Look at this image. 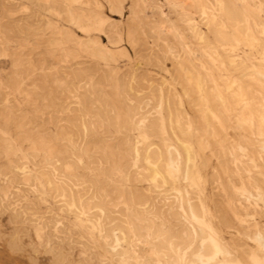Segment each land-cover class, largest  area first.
Returning <instances> with one entry per match:
<instances>
[{"label": "rangeland", "instance_id": "1", "mask_svg": "<svg viewBox=\"0 0 264 264\" xmlns=\"http://www.w3.org/2000/svg\"><path fill=\"white\" fill-rule=\"evenodd\" d=\"M212 3L0 0V264L264 260V8Z\"/></svg>", "mask_w": 264, "mask_h": 264}, {"label": "bare ground", "instance_id": "2", "mask_svg": "<svg viewBox=\"0 0 264 264\" xmlns=\"http://www.w3.org/2000/svg\"><path fill=\"white\" fill-rule=\"evenodd\" d=\"M75 2H79L80 0H74ZM106 1V0H105ZM114 1V0H113ZM239 1V0H238ZM244 1H246V2H248V6H243L242 4H239V3H237V1L236 0H213V3L212 4H209V6H207V7H202V8H200V15H201V19L203 18V20H204V18H206V15H207V13L208 14H210V16L212 15V16H214V17H219L218 19H219V21L220 22H222V24L223 23H225V25L227 24V25H230V24H233V22H237V21H242V22H244L245 23V25H246V27H247V29H249L250 27L249 26H247V25H249L250 24V10L247 8V7H249V8H253V9H255L256 11H258V13H261L262 11H263V8H264V0H244ZM143 2V1H142ZM145 2H148V0H145ZM72 3H73V0H72ZM96 3H98V2H96ZM111 3V2H110ZM113 3V2H112ZM111 3V4H112ZM141 2L139 1V4H140ZM82 5V4H81ZM83 5H85V3L83 4ZM94 5V4H93ZM136 5H137V3H136ZM146 5V4H145ZM87 6V5H86ZM95 6V5H94ZM206 6V5H205ZM96 7V6H95ZM142 7V6H141ZM149 7V6H148ZM147 7V8H148ZM86 8V7H85ZM84 8V9H85ZM100 8V7H99ZM137 8V7H136ZM112 9V8H111ZM140 9V8H139ZM77 10H79V9H77ZM81 10H83V9H81L80 8V11ZM86 10V9H85ZM88 10V9H87ZM98 10V9H97ZM136 10V9H135ZM74 11V10H73ZM72 11V12H73ZM96 11V10H95ZM134 11V10H133ZM208 11V12H207ZM84 12V11H83ZM86 12V11H85ZM189 12V11H188ZM197 12V11H196ZM82 13V12H81ZM81 13H79L80 15H81ZM140 13V12H139ZM77 14V13H76ZM85 14H87V13H85ZM96 14V13H95ZM133 14V13H132ZM118 15V14H117ZM194 15V14H193ZM74 16V15H73ZM97 16V15H96ZM101 16V15H100ZM102 16H104V15H102ZM90 17V16H89ZM189 17V16H188ZM187 17V18H188ZM73 18V17H72ZM80 17H78L77 19H79ZM102 18V17H101ZM107 18V17H106ZM185 18V17H184ZM76 19V20H77ZM83 19V17L80 19V23H81V20ZM87 19H88V17H87ZM209 19V18H208ZM74 20V19H73ZM75 20V21H76ZM97 20H99V19H97ZM182 20V19H181ZM184 20V19H183ZM182 20V21H183ZM187 19H185V21H186ZM194 20V19H193ZM192 20V21H193ZM109 21V20H108ZM198 21H199V19H198ZM201 21V20H200ZM205 21V20H204ZM209 21V20H208ZM231 21H232V23H231ZM76 22H78L79 23V21H76ZM84 22V21H83ZM88 22V21H87ZM131 22H133L132 20H131ZM187 22V21H186ZM190 22V21H189ZM229 22V23H228ZM253 22V21H252ZM79 23V24H80ZM93 23H94V21H93ZM100 23V25L102 26L103 25V21H99L98 22V24ZM234 23V24H235ZM79 24H77V27H78V25ZM208 24V23H207ZM207 24L205 25V26H207ZM209 24H211L210 22H209ZM237 24V23H236ZM241 24V23H240ZM253 23H251V25H252ZM89 25H90V23H89ZM99 25V26H100ZM132 25V24H131ZM141 25V24H140ZM186 25H188V24H186ZM226 25V26H227ZM80 26H82V25H80ZM86 26H88V25H86ZM104 26V25H103ZM190 26H192V25H190ZM211 26V25H210ZM224 26V25H223ZM90 27V26H89ZM88 27V28H89ZM95 27H96V25H95ZM132 27V26H131ZM143 27V26H142ZM227 27H229V26H227ZM87 28V29H88ZM113 28V27H112ZM112 28H111V30H112ZM118 28V27H117ZM149 28H150V26H149ZM217 28V27H216ZM219 28V27H218ZM234 28H236V27H234ZM243 28V27H242ZM81 29V28H80ZM136 29V28H135ZM145 29H146V27H145ZM145 29H143V30H145ZM171 29V28H170ZM180 29V28H179ZM213 29V28H212ZM223 29V28H222ZM256 29H257V26H256ZM91 30V29H90ZM95 30V29H94ZM138 30V29H137ZM157 30V29H156ZM155 30V31H156ZM178 30V29H177ZM199 30H200V28H199ZM233 30V29H232ZM79 31H81V30H79ZM114 31V30H113ZM115 31H116V29H115ZM138 31H140V30H138ZM146 31V30H145ZM148 31V30H147ZM146 31V32H147ZM153 31V30H152ZM179 31V30H178ZM191 31V30H190ZM234 31V30H233ZM232 31V32H233ZM242 32H243V30H241ZM247 31H249V30H247ZM253 31V30H252ZM255 31V30H254ZM86 32V31H85ZM165 32V31H164ZM171 32H172V30H171ZM176 32V31H175ZM201 32V31H200ZM240 32V31H239ZM241 32V33H242ZM264 32V31H263ZM87 33V32H86ZM150 33H153V32H150ZM184 33V32H183ZM215 33V32H214ZM213 33V34H214ZM234 33H236L235 31H234ZM119 34V33H118ZM128 34V33H127ZM146 34V33H145ZM154 34V33H153ZM181 34V33H180ZM227 35H228V33H226ZM243 34V33H242ZM120 35V34H119ZM148 35V34H147ZM173 35H175V34H173ZM177 35V34H176ZM200 35V34H199ZM220 35V34H219ZM190 36V35H189ZM218 36V35H217ZM216 36V38L218 39V37ZM222 36V35H221ZM228 36H230V35H228ZM258 36H260V34L258 35ZM105 37V36H104ZM175 37V36H174ZM184 37V36H183ZM188 37V36H187ZM245 37V36H244ZM137 38V37H136ZM143 38H145V36H143ZM149 38V37H148ZM176 38V37H175ZM200 38H202V34H201V37ZM246 38V37H245ZM180 39V38H179ZM178 39V40H179ZM191 39V38H190ZM254 39V38H253ZM192 40V39H191ZM209 40V39H208ZM139 41V40H138ZM144 41V40H143ZM157 41V40H156ZM200 41H202V40H200ZM199 41V42H200ZM253 41H255V40H253ZM136 42V41H135ZM160 42V41H159ZM178 42V41H177ZM217 42V41H216ZM219 42H221V41H219ZM226 42V41H225ZM234 42V41H233ZM74 43V42H73ZM138 43V42H137ZM196 43V42H195ZM223 42H221L220 44H222ZM236 43V42H235ZM264 43V42H263ZM180 44V43H179ZM178 44V45H179ZM165 45V44H164ZM171 45V44H170ZM79 46H81L80 44H79ZM87 46V45H86ZM88 47V46H87ZM102 47V46H101ZM173 47V46H172ZM185 47V46H184ZM183 47V48H184ZM86 48V47H85ZM104 48V47H103ZM208 48V47H207ZM211 48H213V47H211ZM245 48V47H244ZM173 49V48H172ZM197 49V48H196ZM222 49V48H221ZM225 49V48H224ZM168 50V49H167ZM170 50V49H169ZM177 50V49H176ZM185 50H186V47H185ZM184 50V51H185ZM217 50V49H216ZM219 50V49H218ZM70 51V50H69ZM190 51V50H189ZM188 50H187V53L189 52ZM197 51V50H196ZM202 51V50H201ZM212 51V50H211ZM215 51V50H214ZM213 51V52H214ZM95 52V51H94ZM102 52V51H101ZM83 53V52H82ZM192 53V52H191ZM84 54V53H83ZM177 54V53H176ZM175 54V55H176ZM200 54V53H199ZM234 54V53H233ZM249 54V53H248ZM69 55V54H68ZM96 55V54H95ZM98 55H99V53H98ZM100 55H101V53H100ZM100 55H99V57H100ZM169 55V54H168ZM174 55V56H175ZM182 55V54H181ZM180 55V56H181ZM186 55V54H185ZM184 55V56H185ZM193 55V54H192ZM203 55V54H202ZM204 55H205V53H204ZM214 55V54H213ZM264 55V54H263ZM97 56V55H96ZM179 56V57H180ZM187 56H189V55H187ZM191 56V55H190ZM195 56V55H194ZM78 57V56H77ZM107 57V56H106ZM176 57V56H175ZM200 57V56H199ZM2 58V57H1ZM203 58V57H202ZM103 59V58H102ZM171 59V58H170ZM204 59V58H203ZM206 59V58H205ZM66 60V59H65ZM180 60V59H179ZM185 60V59H184ZM209 60V59H208ZM208 60H206V62L208 61ZM212 62H214L213 60H211ZM263 61V60H262ZM36 62V61H35ZM182 62V61H181ZM180 62V63H181ZM177 63V62H176ZM182 63H184V62H182ZM208 63H210V62H208ZM216 63V62H215ZM214 63V64H215ZM263 63V62H262ZM261 63V64H262ZM213 64V65H214ZM217 64V63H216ZM254 64V63H253ZM257 64V63H256ZM185 65V64H184ZM195 65V64H194ZM212 65V64H211ZM219 65V64H218ZM258 65V64H257ZM263 65V64H262ZM221 65H219V67H220ZM247 66H249V65H247ZM252 66V65H251ZM260 66V65H259ZM185 67V66H184ZM207 67H209V66H207ZM199 68V67H198ZM200 68H201V66H200ZM185 69V68H184ZM188 69V68H187ZM204 69V68H203ZM215 69V68H214ZM244 68H242V70H243ZM256 69V68H255ZM255 69H253V70H255ZM261 69V68H260ZM190 71L192 70V69H189ZM201 70V69H200ZM217 70V69H216ZM215 70V71H216ZM264 70V69H263ZM205 71H208V69L207 70H205ZM205 71H203L204 73H205ZM240 71H241V69H240ZM193 72H194V70H193ZM210 72V71H209ZM74 73V72H73ZM207 73V72H206ZM248 74V73H247ZM247 74L245 75L246 77H247ZM193 75V74H192ZM250 75V74H249ZM256 75H258V74H256ZM149 76H150V74H149ZM184 76V75H183ZM232 76V75H231ZM254 76V75H253ZM148 77V76H147ZM185 77V76H184ZM205 76H203L202 78H204ZM210 77H212L211 75H210ZM256 77V76H255ZM131 78V77H130ZM139 78V77H138ZM142 78V77H141ZM152 78V77H151ZM209 77H207V79H208ZM225 78V77H224ZM234 78V77H233ZM250 78V77H249ZM80 79V78H79ZM135 79V78H134ZM150 79V78H149ZM213 79V78H212ZM227 79V78H226ZM235 79V78H234ZM244 79V78H243ZM130 80V79H129ZM153 80V79H152ZM158 80V79H157ZM164 80V79H163ZM184 80V79H183ZM228 80V79H227ZM226 80V81H227ZM249 80V79H248ZM261 80V79H260ZM135 81H136V79H135ZM146 81H148V80H146ZM154 81V80H153ZM152 81V82H153ZM207 81V80H206ZM225 81V80H224ZM235 81V80H234ZM239 81V80H238ZM242 81V80H241ZM244 81V80H243ZM249 81H253V80H249ZM258 81V80H257ZM256 81V82H257ZM138 82V81H137ZM149 82V81H148ZM160 82V81H159ZM158 81L156 82V83H159ZM166 82V81H165ZM164 82V83H165ZM168 82V81H167ZM184 82H186V81H184ZM202 82H203V79H202ZM204 82H205V80H204ZM208 82V81H207ZM215 82V81H214ZM220 82V81H219ZM223 82V81H222ZM245 82V81H244ZM264 82V81H263ZM68 83V82H67ZM135 83V82H134ZM188 83V82H187ZM211 83V82H210ZM209 83V84H210ZM228 83V82H227ZM236 83V82H235ZM238 83V82H237ZM258 83V82H257ZM171 84V83H170ZM204 84V83H203ZM214 84V83H213ZM232 84H233V82H232ZM240 84H242V83H240ZM168 85V84H167ZM236 85V84H235ZM153 86H155V85H153ZM173 85H171V87H172ZM202 86V85H201ZM215 86V85H214ZM125 87V86H124ZM169 87V86H168ZM225 87V86H224ZM226 87H228V86H226ZM230 87V86H229ZM228 87V88H229ZM235 87V86H234ZM263 87V86H262ZM135 88V87H134ZM161 88V87H160ZM173 88V87H172ZM205 88V87H204ZM203 88V89H204ZM219 88V87H218ZM222 88V87H221ZM232 88V87H231ZM247 88V87H246ZM264 88V87H263ZM133 89V88H132ZM152 89H154V88H152ZM156 89H158V87L156 88ZM155 89V90H156ZM162 89V88H161ZM166 89H167V87H166ZM173 89H175V88H173ZM172 89V90H173ZM212 89H213V87H212ZM223 89V88H222ZM226 89V88H225ZM233 89H235V88H233ZM240 89H242L241 88V86H240ZM135 90V89H134ZM134 90H132V91H134ZM150 90V89H149ZM209 90V89H208ZM213 90H215V89H213ZM212 90V91H213ZM129 91V90H128ZM160 91V90H159ZM165 91V90H164ZM229 91H232V90H229ZM139 92H140V90H139ZM155 92V91H154ZM162 92V91H161ZM170 92V91H169ZM210 92V91H209ZM225 92H227V91H225ZM233 92V91H232ZM238 92V91H237ZM245 92V91H244ZM254 92V91H253ZM147 93H149V92H147ZM164 93H166V91L164 92ZM173 92H171V94H172ZM203 93V92H202ZM215 93V92H214ZM138 94V93H137ZM144 94H146V93H144ZM143 94V95H144ZM155 95H156V92L154 93ZM159 94H161V93H159ZM201 94V93H200ZM78 95V94H77ZM142 95V96H143ZM152 95V94H151ZM154 95V96H155ZM162 95H163V93H162ZM174 95V94H173ZM216 95V94H215ZM214 95V96H215ZM229 95V94H228ZM231 95V94H230ZM229 95V96H230ZM235 95H237V94H235ZM241 95V94H240ZM118 96H119V94H118ZM136 96V95H135ZM147 96L148 97H150L148 94H147ZM147 96H145V97H147ZM157 96V95H156ZM169 96H170V94H169ZM190 96H191V94H190ZM220 96V95H219ZM242 96V95H241ZM249 96V95H248ZM132 97V96H131ZM138 97H140V96H138ZM137 97V98H138ZM166 97V96H165ZM176 97H177V95H176ZM186 96H184V98H185ZM198 97V96H197ZM207 97V96H206ZM5 98V97H4ZM127 98V97H126ZM129 98H130V96H129ZM136 98V99H137ZM163 98V97H162ZM162 98H161V102H159L160 103V105L158 106L159 108H158V111H157V115L159 116V117H161V114H162V110H163V108H162ZM200 98V97H199ZM235 98V97H234ZM233 98V99H234ZM245 98V97H244ZM262 97H260V99L259 100H262L261 99ZM11 99V98H10ZM139 99V98H138ZM143 99V98H142ZM174 100H175V98H173ZM186 99H189L188 97H186ZM197 99V98H196ZM200 99H202V98H200ZM216 99H218V98H216ZM215 99V100H216ZM236 99V98H235ZM240 99H241V97H240ZM141 100V99H140ZM165 100V99H164ZM172 100V99H171ZM170 100V101H171ZM180 100V99H179ZM204 101H205V98L203 99ZM220 100V97H219V99L217 100V101H219ZM237 100V99H236ZM239 100V99H238ZM243 100V99H242ZM142 101V100H141ZM149 101V100H148ZM173 101V100H172ZM187 101V100H186ZM226 101V100H225ZM84 102V101H83ZM155 102H156V100H155ZM169 102V101H168ZM173 102H175V101H173ZM250 102H251V100H250ZM176 103V102H175ZM196 103V102H195ZM239 103V102H238ZM149 104V103H148ZM168 104V103H167ZM166 104V105H167ZM169 104H170V102H169ZM168 104V105H169ZM197 104V103H196ZM215 104V103H214ZM259 104V103H258ZM138 105V104H137ZM158 105V104H157ZM167 105V106H168ZM241 105H243V103L241 104ZM260 105V104H259ZM133 106V105H132ZM144 106V105H143ZM179 106H181V104L179 105ZM190 106V105H189ZM153 107H154V104H153ZM176 108L178 107V106H175ZM205 107H206V104H205ZM247 107H249V105L247 106ZM263 107V106H262ZM138 108V107H137ZM137 108H136V110H137ZM140 108V107H139ZM166 108V107H165ZM181 108V107H180ZM180 108H179V110H180ZM228 108V107H227ZM242 108V107H241ZM141 109H143V108H141ZM140 109V110H141ZM150 109V108H149ZM148 109V110H149ZM169 109V108H168ZM167 109V110H168ZM172 109H174L173 108V106H172ZM172 109H171V111H172ZM178 109V108H177ZM193 109V108H192ZM198 109V108H197ZM204 109H206V108H204ZM217 109V108H216ZM229 109V108H228ZM148 110L146 111V113L148 112ZM165 110V109H164ZM182 110V109H181ZM199 110V109H198ZM245 110V109H244ZM143 111V110H142ZM153 111V110H152ZM176 111V110H175ZM233 111V110H232ZM136 112V111H135ZM138 112V111H137ZM145 112V111H144ZM165 112H167V111H165ZM164 112V113H165ZM169 112H170V110H169ZM222 112H224V111H222ZM247 112H249V111H247ZM141 113V112H140ZM143 113V112H142ZM171 113V112H170ZM169 113V114H170ZM197 113V112H196ZM216 113H217V111H216ZM219 113V112H218ZM44 114V113H43ZM148 114V113H147ZM174 114H177V112L175 113L174 112ZM223 114V113H222ZM250 114V113H249ZM140 115V114H139ZM143 115H145L144 113H143ZM204 115V114H203ZM211 115V114H210ZM168 116V115H167ZM170 116V115H169ZM174 116V115H173ZM147 117V116H146ZM184 117V116H183ZM187 117V116H186ZM211 117V116H210ZM212 117H214L213 115H212ZM216 117V116H215ZM132 118V117H131ZM141 118V117H140ZM188 118H189V116H188ZM243 118V117H242ZM127 119V118H126ZM134 119V118H133ZM149 119V118H148ZM155 119V118H154ZM164 119H166V118H164ZM168 119V118H167ZM177 119V118H176ZM182 119V118H181ZM197 119V118H196ZM212 119H214V118H212ZM226 119H227V117H226ZM161 120V119H160ZM173 120H174V118H173ZM217 120V119H216ZM152 120H150L149 122H151ZM161 121H163V119L161 120ZM175 121H177V120H175ZM191 121V120H190ZM249 121V120H248ZM251 121H252V119H251ZM145 122V121H144ZM148 122V123H149ZM179 121H177V123H178ZM186 122H187V119H186ZM214 122H215V119H214ZM247 122V121H246ZM250 122V121H249ZM161 124H162V122H160ZM180 123V122H179ZM182 123H183V121H182ZM218 123H219V121H218ZM217 123V124H218ZM242 123H244V122H242ZM151 124V123H150ZM164 124V123H163ZM162 124V125H163ZM176 124V123H175ZM144 125V124H143ZM157 125V124H156ZM169 125V124H168ZM172 125V124H171ZM174 125V124H173ZM177 125V124H176ZM191 125V124H190ZM190 125H188V126H190ZM202 125V124H201ZM200 125V126H201ZM205 124H203V126H204ZM159 126V125H158ZM184 126V125H183ZM187 125H185V127H186ZM196 126V125H195ZM199 126V125H198ZM199 126V127H200ZM153 127V126H152ZM151 127V128H152ZM169 127V126H168ZM174 127V126H173ZM179 127V126H178ZM197 127V126H196ZM219 128L221 127V124H220V126H218ZM198 128V127H197ZM196 128V129H197ZM224 128V127H223ZM135 129H136V127H135ZM161 128H159V130H160ZM164 129V128H163ZM171 129V128H170ZM181 129H184V128H182L181 127ZM186 129V128H185ZM187 129H189L188 127H187ZM186 129V130H187ZM209 129V128H208ZM207 129V130H208ZM172 130V129H171ZM201 130V129H200ZM161 131V130H160ZM176 131V130H175ZM188 131V130H187ZM210 131H212V130H209V132ZM163 133H164V131H162ZM179 132V131H178ZM178 132H176V133H178ZM193 132V131H192ZM199 132V131H198ZM213 132V131H212ZM232 132V131H231ZM148 133V132H147ZM174 133V132H173ZM204 133V132H203ZM150 134V133H149ZM162 134V133H161ZM171 134V133H170ZM212 134V133H211ZM163 135V134H162ZM169 135V134H168ZM143 136V135H142ZM177 136H179V135H177ZM145 137V136H144ZM143 137V138H144ZM165 137V136H164ZM171 137H172V135H171ZM173 137H174V135H173ZM180 137V136H179ZM181 137H182V135H181ZM184 137V136H183ZM187 137V136H186ZM211 137H212V135H211ZM166 138V137H165ZM174 138H176V137H174ZM188 138V137H187ZM240 138V137H239ZM138 140V139H137ZM186 140V139H185ZM188 140H190V138L188 139ZM171 141H173V140H171ZM180 141H182V140H180ZM184 141V140H183ZM191 141V140H190ZM206 141V140H205ZM244 141V140H243ZM242 141V142H243ZM246 141V140H245ZM138 142V141H137ZM196 142V141H195ZM181 143V142H180ZM189 143V142H188ZM249 143V142H248ZM138 144V143H137ZM145 144V143H144ZM170 144V143H169ZM208 144V143H207ZM206 144V145H207ZM236 144V143H235ZM243 144V143H242ZM180 145H182V143L180 144ZM187 145V144H186ZM185 145V146H186ZM244 145V144H243ZM78 146V145H77ZM183 146H184V144H183ZM187 146H189V145H187ZM245 146V145H244ZM170 147V146H169ZM192 147V146H191ZM247 147H251V146H247ZM139 149L138 150H140V147H138ZM187 148V147H186ZM230 148H232V147H230ZM168 149V148H167ZM173 149V148H172ZM191 149V148H190ZM244 149V148H243ZM242 149V150H243ZM250 149V148H249ZM137 150V151H138ZM169 150V149H168ZM135 151V150H134ZM153 151V150H152ZM190 151V150H189ZM192 151V150H191ZM232 151V150H231ZM239 151H241V149L240 150H238V154H239ZM244 151H246V150H244ZM151 152V151H150ZM160 152V151H159ZM158 152V153H159ZM172 153V152H171ZM135 154H136V157H137V161H138V157H139V155L137 154V152H135ZM162 155L161 156H163V153H161ZM168 154V153H167ZM243 154H245V153H243ZM173 155V154H172ZM188 155H190V154H188ZM192 155V154H191ZM234 154H232V156H233ZM135 156V155H134ZM133 156V157H134ZM160 156V155H159ZM168 156V155H167ZM174 156V155H173ZM172 156V157H173ZM168 157H170V156H168ZM191 157V156H190ZM146 158H147V156H146ZM145 158V159H146ZM175 158V157H174ZM194 158V157H193ZM235 159V158H234ZM76 160V159H75ZM133 160H134V158H133ZM147 160V159H146ZM146 160H144L145 162H146ZM154 160V159H153ZM156 160V159H155ZM160 160V159H159ZM162 160V159H161ZM173 159H171V158H169V162H168V165H167V167H168V170L169 169H172V170H177V166L174 164V162L172 161ZM175 160V159H174ZM187 160H188V157H187ZM237 160V159H236ZM151 161V160H150ZM193 161V160H192ZM235 161V160H234ZM233 161V162H234ZM252 161V160H251ZM65 162V161H64ZM135 162V161H134ZM142 162V161H141ZM154 162V161H153ZM166 162V161H165ZM159 163V162H158ZM80 164V163H79ZM100 164V163H99ZM138 164V163H137ZM164 164V163H163ZM177 164V163H176ZM161 165V164H160ZM159 165V166H160ZM189 165H190V163H189ZM192 165V164H191ZM190 165V166H191ZM152 166V165H151ZM189 166V167H190ZM13 167V166H12ZM233 167V166H232ZM56 168V167H55ZM81 169V168H80ZM149 169V168H148ZM151 169V168H150ZM186 169V168H185ZM152 170V169H151ZM157 170V169H156ZM164 170H165V168H164ZM184 170V169H183ZM182 170V171H183ZM189 170V169H188ZM153 171V170H152ZM214 171V170H213ZM170 172V171H169ZM151 174V173H150ZM177 174V173H176ZM148 175V174H147ZM161 175V174H160ZM154 176H155V174H154ZM182 177V176H181ZM185 177V176H184ZM155 178V177H154ZM185 179V178H184ZM18 183V182H17ZM79 185V184H78ZM76 186V185H75ZM54 191V190H53ZM180 191V190H179ZM245 192V191H244ZM180 195V194H179ZM180 198V197H179ZM188 198V197H187ZM171 203V202H170ZM73 204V203H72ZM230 204V203H229ZM197 205V204H196ZM177 206H179V205H177ZM191 208V207H190ZM184 209V208H183ZM198 209V208H197ZM200 209V208H199ZM182 210V209H181ZM193 210V209H192ZM201 210V209H200ZM193 212V211H192ZM201 212V211H200ZM184 213V212H183ZM90 214V213H89ZM146 215V214H145ZM189 215V214H188ZM185 217V216H184ZM192 218V217H191ZM189 219V218H188ZM193 219V218H192ZM246 220V219H245ZM197 223V222H196ZM198 224H202L201 222L200 223H198ZM192 226V225H191ZM202 226H204V225H202ZM170 228V227H169ZM203 228V227H202ZM201 228V229H202ZM193 229V228H192ZM169 232V231H168ZM195 232V231H194ZM203 233V232H202ZM206 234V233H205ZM196 235V234H195ZM202 236H203V234H202ZM205 237V236H204ZM206 238V237H205ZM213 238V237H212ZM257 238V237H256ZM242 239V238H241ZM201 240V239H200ZM207 240V239H206ZM257 241V240H256ZM124 243V242H123ZM258 243V242H257ZM207 244V243H206ZM201 245H202V243H201ZM220 245V244H219ZM203 246V245H202ZM210 246V245H209ZM211 246H212V248H213V250L216 252V253H219L220 252V246H218L217 244H216V242L214 241V240H211ZM198 247V246H197ZM208 247V246H207ZM220 247V248H219ZM203 248V247H202ZM208 248H210V247H208ZM200 250V249H199ZM204 251V250H203ZM264 251V250H263ZM196 252V251H195ZM201 252V251H200ZM210 252V251H209ZM212 253V252H211ZM231 253V252H230ZM235 253V252H234ZM224 254H225V252H224ZM257 254V253H256ZM244 255V254H243ZM198 256V255H197ZM214 256V255H213ZM212 256V257H213ZM233 256H235V255H233ZM233 256H232V258H233ZM200 257H202V256H200ZM200 257H197V258H199L200 259ZM211 257V258H212ZM231 257V256H230ZM215 258V257H214ZM220 258V257H219ZM223 258V257H222ZM235 258V257H234ZM207 259L208 258H206V261H207ZM209 260V259H208ZM210 261V260H209ZM234 261V260H233ZM238 262V261H237ZM248 262V261H247ZM243 263V262H242ZM250 263L251 264H264V260L261 258V257H259L258 256V254L257 255H253L251 258H250ZM192 264V263H191ZM239 264V263H238ZM246 264V263H245Z\"/></svg>", "mask_w": 264, "mask_h": 264}]
</instances>
